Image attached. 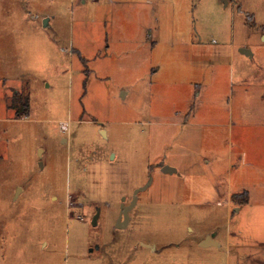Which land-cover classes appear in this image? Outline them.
Returning <instances> with one entry per match:
<instances>
[{"label":"rangeland","instance_id":"1","mask_svg":"<svg viewBox=\"0 0 264 264\" xmlns=\"http://www.w3.org/2000/svg\"><path fill=\"white\" fill-rule=\"evenodd\" d=\"M263 37L264 0H0V264H221L197 242L228 225L210 180L252 188Z\"/></svg>","mask_w":264,"mask_h":264},{"label":"crops","instance_id":"2","mask_svg":"<svg viewBox=\"0 0 264 264\" xmlns=\"http://www.w3.org/2000/svg\"><path fill=\"white\" fill-rule=\"evenodd\" d=\"M93 1L97 3V0ZM82 3H84V1ZM240 53L242 55H250V51L245 49H241ZM176 85L175 83L171 85L170 89H173L172 96L175 100L180 99V101H183L184 95L181 90L184 87H177ZM190 85L192 89V84ZM202 87L204 86H200L199 89H192V101L194 104L198 101L200 102V90ZM240 118L241 119L238 120V125L241 129H244L246 126L250 127L249 124H244L243 117ZM228 126H230V124H227V127ZM253 127V142L249 147V152L252 154L254 160H246V152L239 150L235 154V158H237V160L235 159L237 165H235V163H230L231 157L230 153L228 154L230 163L229 172L231 173L235 170V176H237L239 182L250 184L252 187L251 190L247 188V191L243 190L240 193L233 194L229 191V183L227 181V183H222L226 188L220 195L217 192V187L222 184L218 183L215 179L212 181L210 180L212 183H210L209 192L214 197L213 203H222L221 205L225 207V216L228 220V225L220 240H217L216 232L206 233L200 236L197 242L199 247L197 248L205 252V256L208 254L217 255V259H221V264H264V122L261 121L257 124H253ZM101 133L105 135V132L102 131ZM163 167L174 169L169 164H161L159 166V171ZM161 174L175 175L177 172L174 169L172 173L161 172ZM242 193H246L247 202L242 205L233 206L231 203L232 196ZM129 215L130 213L128 214V222L124 224L123 215L122 212H120L115 219V226L113 229L119 233L125 232L131 222ZM231 223H233V226H231ZM143 249L149 250V247H143ZM153 251H155V249H153Z\"/></svg>","mask_w":264,"mask_h":264},{"label":"water","instance_id":"3","mask_svg":"<svg viewBox=\"0 0 264 264\" xmlns=\"http://www.w3.org/2000/svg\"><path fill=\"white\" fill-rule=\"evenodd\" d=\"M161 172H162V173H172V172H174V169L169 168V167H163V168L161 169ZM150 183H151V180L148 181L147 184H146L145 186L136 189V190L133 192L132 200H131V202L129 203V205L126 206V207H122L121 212H122V215H123V221H124V224H126V223L128 222V219H129L128 214L133 210V208H134L135 205H136L138 194H139L140 192L145 191V190L149 187ZM97 217H98V215H96V216L93 218V223H94V224L96 223ZM124 224H123V225H124Z\"/></svg>","mask_w":264,"mask_h":264},{"label":"trees","instance_id":"4","mask_svg":"<svg viewBox=\"0 0 264 264\" xmlns=\"http://www.w3.org/2000/svg\"><path fill=\"white\" fill-rule=\"evenodd\" d=\"M22 107H23L24 115L27 114L28 107H27V101L26 100L24 102H22ZM11 108H13V106H11ZM246 197H247L246 193H242L239 195H233L231 198V201L233 203L238 204V205H242V204H245L247 202Z\"/></svg>","mask_w":264,"mask_h":264},{"label":"flooded vegetation","instance_id":"5","mask_svg":"<svg viewBox=\"0 0 264 264\" xmlns=\"http://www.w3.org/2000/svg\"><path fill=\"white\" fill-rule=\"evenodd\" d=\"M129 205V204H128ZM128 205H126V206H128Z\"/></svg>","mask_w":264,"mask_h":264}]
</instances>
